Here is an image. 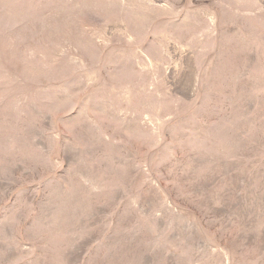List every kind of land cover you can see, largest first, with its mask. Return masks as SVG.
<instances>
[{
    "label": "rangeland",
    "instance_id": "1",
    "mask_svg": "<svg viewBox=\"0 0 264 264\" xmlns=\"http://www.w3.org/2000/svg\"><path fill=\"white\" fill-rule=\"evenodd\" d=\"M0 264H264V0H0Z\"/></svg>",
    "mask_w": 264,
    "mask_h": 264
}]
</instances>
